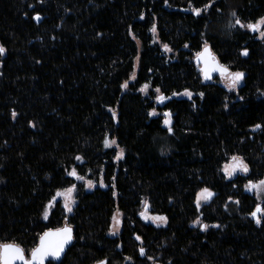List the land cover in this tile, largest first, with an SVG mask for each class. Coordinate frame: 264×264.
I'll return each mask as SVG.
<instances>
[{
    "label": "trees",
    "instance_id": "trees-1",
    "mask_svg": "<svg viewBox=\"0 0 264 264\" xmlns=\"http://www.w3.org/2000/svg\"><path fill=\"white\" fill-rule=\"evenodd\" d=\"M262 17L264 0H0V243L29 256L45 232L70 226L73 245L47 264H264V222L252 217L264 195L245 191L264 180V40L235 23ZM205 44L244 73L241 86L204 80ZM186 91L192 99H171ZM233 156L250 171L227 179ZM73 169L106 188L87 191ZM74 185V212L58 203L43 220ZM205 188L214 196L197 208ZM144 204L167 225L143 222Z\"/></svg>",
    "mask_w": 264,
    "mask_h": 264
},
{
    "label": "snow or ice",
    "instance_id": "snow-or-ice-1",
    "mask_svg": "<svg viewBox=\"0 0 264 264\" xmlns=\"http://www.w3.org/2000/svg\"><path fill=\"white\" fill-rule=\"evenodd\" d=\"M206 7H210L206 6ZM201 10H195L196 15H200ZM233 16H236V13L232 14ZM143 18V17H142ZM36 20H39L40 17L36 16ZM236 25H239L241 28L247 27V29L253 33H259V38L261 40H264V17H262L257 23H249L246 26L241 23L239 18L236 19ZM235 25H230V27H234ZM153 31H155V28H153ZM166 51H171L170 49L165 46ZM5 52V49L0 46V54H3ZM244 56L248 55V51L245 50L242 53ZM202 61L204 67L202 68V72L206 79H211V73L212 72H218L222 77L226 78L229 81L228 87L229 90H234L237 88L240 84V82L244 79V73L243 72H232L230 71L226 66L221 65L215 58V56L211 53L209 47L207 44H205L204 51L202 53L198 54V62ZM133 78L135 79V74H133ZM125 89L128 88V84L125 83L123 85ZM149 88V85L145 84L143 88L140 89L141 92H145L147 94V89ZM155 91L157 93H160V89L156 88ZM175 95V93L173 94ZM185 95H188L191 97V93L186 92ZM201 97H203V93H200ZM159 102L163 103L165 100L164 95H160L158 97ZM16 113H13V116H15ZM150 115L156 116L157 113L155 110H153ZM166 117L171 116L170 113H165ZM165 125L168 126V131L171 133L172 128L170 126V120L165 119L164 121ZM260 127V126H257ZM111 144H115V141L106 142V147L111 146ZM124 154L123 149H120V156L117 157L119 159ZM77 160H81V157H76ZM250 169L248 164L244 161L242 157L239 156H233L232 157V163L230 165H226L224 172L225 175L232 179L236 175V173H242L247 175L249 173ZM69 176H73L76 179H82L79 175H77L75 169L69 173ZM87 185L89 188H92L93 182L87 181ZM248 191H255L258 195L264 194V180H260L257 182L249 181V183L245 186ZM75 192V187L68 188L64 190L63 192H57L56 197H63L64 200V208L67 210V212L71 213L73 210V205L75 204V200L73 198V193ZM214 193L210 191L209 189L205 188L200 193L196 200L197 208L201 206V202H209L211 198L213 197ZM238 204L239 201H236ZM51 207V204L49 205ZM120 214L117 213V216ZM48 213L45 212L44 218L47 219ZM117 216L113 217V229L112 232L113 235L116 234L115 229L117 228V225L120 224V221L117 219ZM252 217L255 220L256 224L259 225L262 222H264V208L257 207L256 210L252 213ZM154 222H160V223H166L167 218L164 216H153L149 217ZM196 225H201V220H196L194 222ZM159 226V224L157 225ZM209 225L202 224V230L206 231L208 229ZM213 227H220V225H214ZM139 239V237H137ZM73 240V230L70 226H65L63 228L57 229L55 231H48L45 232L40 237V242L38 247H34L31 249V258L27 259L25 257V250L17 243H0V264H44L45 260L49 257H52L54 259H59L61 255L64 253L65 248L72 242ZM144 254V250L141 249V255ZM101 264H106V262H101Z\"/></svg>",
    "mask_w": 264,
    "mask_h": 264
},
{
    "label": "rangeland",
    "instance_id": "rangeland-1",
    "mask_svg": "<svg viewBox=\"0 0 264 264\" xmlns=\"http://www.w3.org/2000/svg\"><path fill=\"white\" fill-rule=\"evenodd\" d=\"M258 36H259V33H256ZM133 74H135V79L137 78V74H138V58L136 59V61H135V69H134V71H133V73H132V75H131V78H130V81H128V82H126L128 85H129V83L130 82H133L135 79L133 78ZM221 82H222V84L223 85H225L228 89H229V87H228V84H229V81L226 79V78H224V77H221ZM243 82H244V79L240 82V84H239V86H241L242 84H243ZM238 86V87H239ZM237 87V88H238ZM237 88H235V89H237ZM234 89V90H235ZM127 89H125L124 87H123V91H126ZM187 92V91H186ZM186 92H182V93H178V94H175L174 96H172L171 97V99H192V97H193V95H192V93H191V97H189L188 95H185V93ZM144 94H145V92H143ZM147 93H148V89H147ZM188 93H190V92H188ZM158 97H159V93H157V103H159V105H163L167 100H169V99H166L165 98V100H164V102L163 103H161V102H159V100H158ZM156 113H157V111H156ZM165 113H170V112H165ZM165 113H163V116H164V121H165V119H169L170 120V126L172 125V115L170 116V118L169 117H166L165 116ZM158 114V113H157ZM171 114V113H170ZM163 121V122H164ZM164 124V126L166 127V128H168V126L167 125H165V123H163ZM111 141H115V144H111V146H107L106 147V142H111ZM106 142H105V148H115V149H117V151H118V154H117V157H119L120 156V147H119V145H118V143H117V140L116 139H107L106 140ZM117 157H116V159H115V162L116 163H119L120 161H122L123 159H124V154H123V156L122 157H120L119 159H117ZM232 163V159H230L229 161H228V163L226 164V165H230ZM225 165V166H226ZM225 166L223 167V170H222V172H223V174H224V176L227 178V179H229L226 175H225V172H224V169H225ZM77 173V172H76ZM77 175H78V173H77ZM238 175H245V174H242V173H236V175L235 176H238ZM234 176V177H235ZM72 178H74L78 183H81V184H84V186H85V189L87 190V191H92V190H94V189H96L97 187H100V188H106V186H105V184H104V181L103 180H101L99 183H97V182H94V181H92L93 182V187L92 188H89L88 187V185H87V181H91V180H88V179H86V178H82V179H76L75 177H73V176H71ZM233 178V177H232ZM248 184V183H247ZM246 184V185H247ZM245 185V186H246ZM73 187V186H72ZM74 187H75V192L73 193V198H74V200H75V204L73 205V210H72V212L71 213H69V212H67V210L64 208V200H63V197H56V195L53 197V199L51 200V202L47 205V208H46V210H45V212H47L48 213V216H47V219H45L44 218V216H45V212H44V214H43V220H45V221H47L48 219H49V217H50V215H51V212H52V210L54 209V207L58 204V203H61V205L63 206V208H64V210H65V213L67 214V215H70V214H72L73 212H74V208L77 206V203H78V201H77V190H78V188H77V185H74ZM71 188V187H70ZM64 191V190H63ZM63 191H59V192H63ZM245 191L246 192H248V193H253V194H255L256 196H259V197H261L262 195H264V194H257L255 191H248L247 189H246V187H245ZM201 192V191H200ZM199 192V193H200ZM198 196H199V194H198ZM198 196H197V198H198ZM214 196V195H213ZM213 198V197H212ZM211 198V199H212ZM211 201V200H210ZM208 203V202H207ZM51 204V207H49V205ZM202 204H205V202H201V205ZM117 213H119L120 215L119 216H117ZM114 216H117V219L120 221V224L119 225H117V228L115 229V232H116V234L115 235H113L112 234V232L114 231V229H113V217ZM153 216H161V215H154V214H152L150 211H149V209H147V207H146V204H144L143 205V207L141 208V210H140V212H139V217L142 219V221L143 222H145L146 224H151V225H153V226H156V227H165L166 225H167V222L166 223H160V222H154L152 219H150L149 217H153ZM113 217H112V225H111V235L112 236H118L120 233H121V231H122V228H123V216H122V213H121V211L119 210V209H117L115 212H114V214H113ZM165 217V216H164ZM159 224V226H157Z\"/></svg>",
    "mask_w": 264,
    "mask_h": 264
},
{
    "label": "water",
    "instance_id": "water-1",
    "mask_svg": "<svg viewBox=\"0 0 264 264\" xmlns=\"http://www.w3.org/2000/svg\"><path fill=\"white\" fill-rule=\"evenodd\" d=\"M210 49V48H209ZM204 51V50H203ZM202 51V52H203ZM210 51H211V49H210ZM201 52V53H202ZM211 53H212V51H211ZM213 54V53H212ZM216 60L220 63V61L216 58ZM196 63L200 66V70H201V72H202V68L204 67V65H203V62L202 61H199L198 62V56L196 57ZM221 64V63H220ZM222 65V64H221ZM202 76H203V78H204V80H206V81H211V80H213V78L214 77H216V76H221L218 72H212L211 73V79H206L205 78V76H204V74H203V72H202ZM72 228V227H71ZM57 230V229H56ZM72 230H73V228H72ZM48 231H55V230H48ZM47 231V232H48ZM40 242V241H39ZM73 243H74V230H73V240H72V242L65 248V251H64V253L61 255V257L57 260V259H54V258H52V257H49V258H47L46 260H45V262H44V264H47L48 262H60L63 258H64V256L66 255V253H67V251L70 249V247L73 245ZM39 246V244L37 245V247ZM25 257L27 258V259H30L31 258V254L29 255V256H27L26 254H25Z\"/></svg>",
    "mask_w": 264,
    "mask_h": 264
},
{
    "label": "bare ground",
    "instance_id": "bare-ground-1",
    "mask_svg": "<svg viewBox=\"0 0 264 264\" xmlns=\"http://www.w3.org/2000/svg\"><path fill=\"white\" fill-rule=\"evenodd\" d=\"M222 77V76H221Z\"/></svg>",
    "mask_w": 264,
    "mask_h": 264
}]
</instances>
